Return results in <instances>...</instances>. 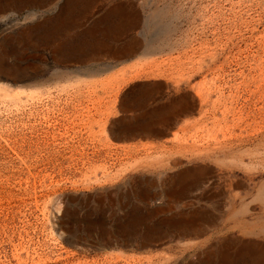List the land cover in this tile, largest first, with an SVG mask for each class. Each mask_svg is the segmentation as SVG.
<instances>
[{
    "label": "rangeland",
    "instance_id": "obj_1",
    "mask_svg": "<svg viewBox=\"0 0 264 264\" xmlns=\"http://www.w3.org/2000/svg\"><path fill=\"white\" fill-rule=\"evenodd\" d=\"M72 1L0 0V59L37 74L0 76V264H228L225 250L252 264L238 251L264 244V0H101L55 27ZM118 4L129 25L101 23ZM116 25L115 46L165 43L90 55L88 31ZM186 94L195 106L154 116L153 134L110 136ZM177 160L171 174L206 166L215 181L167 198ZM189 219L203 230L182 234Z\"/></svg>",
    "mask_w": 264,
    "mask_h": 264
},
{
    "label": "bare ground",
    "instance_id": "obj_2",
    "mask_svg": "<svg viewBox=\"0 0 264 264\" xmlns=\"http://www.w3.org/2000/svg\"><path fill=\"white\" fill-rule=\"evenodd\" d=\"M98 1H100V2L98 3ZM122 2H124V1H122ZM77 7H79L78 10L80 12L87 13L92 8L100 9V8H103L104 6H103V4H101V0H73L72 3H69V5L64 4L61 6V10H60L61 16L59 17L60 19L57 22H54L55 25L54 24L53 25L56 27L58 25H64L66 23V21H70L75 16L74 14L76 12ZM125 7L126 6L124 4H118V5H115L114 7L112 6L111 8H109V10L107 12V13H109L108 15L103 14L100 16V22L106 23V21H108V20H109L108 22H111L112 18H118V19H120L119 25H124V24L129 25V17H126L124 15V12L126 10L124 11L123 9ZM92 15H94V14L92 13ZM163 16H164V14H162V12H160V11H155L152 13L153 21L157 24H163L162 27L165 30L167 28V25H166L167 22L162 19ZM109 24H108V26H109ZM54 26H52V27H54ZM117 26L118 25H116L115 28H112V27L100 28L99 29L100 32L98 31L99 32L98 34H96L94 31H88L89 38L87 39V41H88L87 43L90 44V48H91V50L89 51L90 55L95 54L98 57H105L106 56L108 58H115L117 60H125V59H128L129 57L135 56L140 49L143 50L144 54L158 53L161 50V44L165 43V41L162 43L159 42V43H153V44H147V42H136V41L129 43V41H128L125 43V45L115 46L114 40H116L118 37H120V35L123 33V30H124L122 27H120V26L117 27ZM162 37H163V35H162ZM82 49H86V47H82L81 50ZM35 75H37V74L36 73L30 74L27 72L26 69H24L20 66H17V67L9 66L3 60L0 59V76H3L4 78L10 79L12 81H20L23 85H27V86L29 85L30 86L32 81H34L33 80L34 77H36ZM154 75H156V74H154ZM162 88H163V86L159 83L154 84V85L145 86L143 88L142 93L137 95L136 98L132 102L124 104L123 109L128 110L126 107L129 106V104L130 105H135V104L138 105V103H140V105H141L142 101L145 100V98H148L154 91L157 92L158 90H162ZM20 89H22V87H20ZM195 102L196 101H195V98L193 96L188 95V94L183 95L181 98L175 100L173 103H171L167 106L163 105V106L157 107L151 113H149L148 116L152 117V120L150 122H145L143 124H140V126H135V127L124 125V126L120 127L119 129L117 128L116 131L114 129H110V134H111L110 136L117 139L118 136L127 134V132H129V130L138 132V133L145 135V136L153 134V132L155 131V127L152 124L154 121L153 120L154 116L159 117L164 122H167L170 119L172 112H174L176 108H180L179 109L180 111L186 110V109H192V107L195 106ZM183 112L185 113V111H183ZM165 124H167V123H165ZM172 134H173V132H172ZM161 136H162V134H161ZM180 163H181V161H179V160H177V162H174V161L168 162L167 171L165 170V172L170 173V171H172L173 168H175ZM213 177H214L213 170H210L206 166L197 167V168H194V169H191L188 171H183V172H176V173H172V174L170 173L169 177L166 180L161 182V185H163L162 193H163V195L167 196V198H169V197L173 198L174 196L176 197L175 194H177L178 197L183 198V192L186 189V188H184V185H183L184 181H186L188 179V180H192L191 182H194V183H198L200 181L202 183L203 182L205 183L206 181L208 183L209 182L213 183L215 181V179ZM204 180H206V181H204ZM166 186H167V189H165ZM177 186H179V188ZM260 196H264V192H261ZM195 216L196 215H193L192 217H195ZM180 226H183V227L181 228ZM178 227H180L179 230H181L182 234H189V233L192 234V233H196V232L203 230L202 228L201 229L199 228V226L197 225L196 222H192V221L190 222V219L184 220L181 223V225H179ZM241 227L243 228L241 230L243 233H248V232H246V229H247L246 224H243ZM259 230L264 233V226L259 228ZM226 249L228 250V248H226ZM224 253H225V255L223 256L224 261H226L228 264H232V258H229L228 252L225 250ZM238 255H239V257L248 256L250 258V261L252 264H256V263L260 264V262L264 261V244H260V245H258V244H256V245H253V244L247 245L246 244L245 245L244 244V245H242L241 250L238 251ZM239 257H237V258H239ZM208 259H209V257H208Z\"/></svg>",
    "mask_w": 264,
    "mask_h": 264
}]
</instances>
